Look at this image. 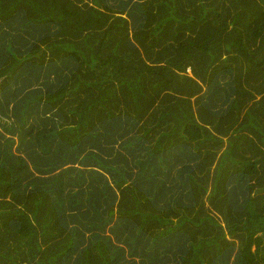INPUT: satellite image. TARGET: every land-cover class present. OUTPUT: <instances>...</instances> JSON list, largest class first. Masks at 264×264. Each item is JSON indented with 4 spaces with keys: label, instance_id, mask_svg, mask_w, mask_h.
<instances>
[{
    "label": "trees",
    "instance_id": "obj_1",
    "mask_svg": "<svg viewBox=\"0 0 264 264\" xmlns=\"http://www.w3.org/2000/svg\"><path fill=\"white\" fill-rule=\"evenodd\" d=\"M0 264H264V0H0Z\"/></svg>",
    "mask_w": 264,
    "mask_h": 264
}]
</instances>
